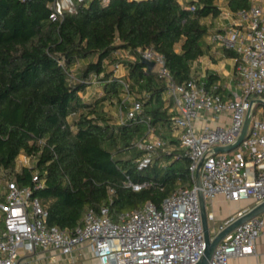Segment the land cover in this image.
Here are the masks:
<instances>
[{
    "label": "trees",
    "instance_id": "trees-1",
    "mask_svg": "<svg viewBox=\"0 0 264 264\" xmlns=\"http://www.w3.org/2000/svg\"><path fill=\"white\" fill-rule=\"evenodd\" d=\"M74 1L76 11L53 20L55 0H0V170L32 189L46 206L47 225L69 231L89 208L107 205L115 220L149 202L161 206L179 187L193 185L190 160L180 140L170 135L175 112L164 98L166 82L148 71L137 51L162 54L173 80L183 83L206 51L209 31L203 19L220 13L218 0L184 6L178 0ZM228 5L238 13L249 1L228 0ZM117 49L135 56L122 64L131 94L143 105L138 119L124 124L112 123L104 111V103L114 99L124 111L129 106L105 64L114 62ZM77 61L84 65L72 79ZM92 73L103 83V96L86 100L81 94L94 85ZM203 82L209 90L214 80L209 76ZM142 118L149 119L165 149L139 170L142 152L136 143L148 133ZM21 155L35 164L18 168ZM129 181L145 186L134 191Z\"/></svg>",
    "mask_w": 264,
    "mask_h": 264
},
{
    "label": "built area",
    "instance_id": "built-area-1",
    "mask_svg": "<svg viewBox=\"0 0 264 264\" xmlns=\"http://www.w3.org/2000/svg\"><path fill=\"white\" fill-rule=\"evenodd\" d=\"M248 1L249 7L236 14L233 24L210 35L212 43L235 54L241 94L225 99L206 90L201 80L192 75L187 81L176 83L162 54L153 49L137 51L141 61L155 62L154 69L166 82V94L175 112L174 125L183 131L180 140L190 160L193 185L179 187L161 206L149 202L141 209L118 214L115 220L107 205L89 208L82 223L69 231L47 225L46 206L32 196V189L6 179L4 191H0L4 198L0 202V264H21L23 254L37 249L70 255L83 244L92 247L100 264H196L205 251L196 184L198 170L207 203L219 196L230 202L252 200V208L264 203V117L254 114L257 100H264V0ZM190 10L195 11V6ZM74 11V0H55L51 19L63 18L66 12ZM112 58L113 63L106 60L105 64L114 73L123 69L122 61L135 60V56L123 49L115 50ZM80 67L81 61L73 65L72 79ZM117 79L124 91V102L129 103L120 124L137 120L143 111L142 102L131 94V83L125 76ZM89 80L97 84L98 75L90 74ZM249 111L252 118L240 146L228 153H216V147L230 146L237 141ZM202 112L229 113L231 122L228 126L206 127L198 134L195 124ZM140 122L148 127L147 136L136 143L142 152L136 165L143 170L152 164L157 150L165 149V142L149 119L142 118ZM127 186L139 191L145 185L129 181ZM208 214L213 224L210 226L212 238L239 216L215 227L214 213L208 211ZM261 234H264V213L226 236L216 247L209 264H230L233 258L254 255Z\"/></svg>",
    "mask_w": 264,
    "mask_h": 264
},
{
    "label": "crops",
    "instance_id": "crops-1",
    "mask_svg": "<svg viewBox=\"0 0 264 264\" xmlns=\"http://www.w3.org/2000/svg\"><path fill=\"white\" fill-rule=\"evenodd\" d=\"M190 1L192 0H178V2L183 6ZM216 5L219 7L220 13L214 17L208 16L202 21L209 31V34L204 40L206 51L202 57L192 63L191 75L200 79L203 85V80L212 76L214 83L211 87H209L208 91L220 94L225 99H228L233 97L235 93L241 94L239 87L240 78L237 71V60L235 56L228 55L226 49L212 43L210 41V35L214 32L222 31L229 25L233 24L237 18V13L230 9L228 0H218ZM128 60L131 59L129 58ZM83 65L84 61L81 62V66ZM108 67L111 69L110 66ZM153 71L156 70L154 69ZM114 75L115 77L125 76L126 71L125 69H122L118 73H114ZM100 84L101 83H97V85ZM95 85L96 84L93 86ZM83 95L81 94V96ZM164 98L166 101L170 102L166 93ZM105 111L107 112V110ZM255 111L257 116L264 117V109L261 106V103L258 104ZM230 122L231 115L229 113L212 114L209 112H202L200 118L195 124V130L196 133L199 134L206 127L215 128L217 126H228ZM182 133V130L175 129L170 133V135L173 139L180 140ZM217 198V200L215 199L216 201H220V203L225 205V210L221 211L220 215L218 211L212 208L213 202H208L207 204L208 207L212 208L210 212L214 213L215 219L218 220L220 224L250 210L254 205L252 200L230 202L226 201L222 196ZM20 259L22 262L21 264H100L89 244L79 246L70 255H63L54 250L37 249L33 253L23 254ZM230 264H264V234H261L256 241V252L254 255L242 258H233L231 259Z\"/></svg>",
    "mask_w": 264,
    "mask_h": 264
},
{
    "label": "water",
    "instance_id": "water-1",
    "mask_svg": "<svg viewBox=\"0 0 264 264\" xmlns=\"http://www.w3.org/2000/svg\"><path fill=\"white\" fill-rule=\"evenodd\" d=\"M142 63L147 67L149 72H152L155 68V62L153 61H148L143 59ZM258 103L264 104V100H257ZM252 118V113L249 111L247 113L244 126L242 129L241 134L239 135L237 141L230 145V146H224V147H216L215 152L220 153V152H231L235 149H237L242 141L244 140L248 127L250 124ZM196 184L197 187L199 188L198 194H199V201H200V207H201V215H202V224H203V230H204V238H205V251L204 255L201 258V260L196 263V264H209V261L211 260L214 251L218 244L229 234H231L238 226L241 224L249 221L250 219L261 215L264 213V203L252 208L251 210H248L242 214H240L237 218L234 219L232 223H230L225 229L220 231L215 237L212 238L210 234V225H209V214H208V207H207V202L204 198L203 192L201 190L202 182H201V174L200 170L197 171L196 173Z\"/></svg>",
    "mask_w": 264,
    "mask_h": 264
},
{
    "label": "rangeland",
    "instance_id": "rangeland-1",
    "mask_svg": "<svg viewBox=\"0 0 264 264\" xmlns=\"http://www.w3.org/2000/svg\"><path fill=\"white\" fill-rule=\"evenodd\" d=\"M128 59V58H127ZM75 73H78L77 71ZM103 83H101L100 85H95V86H90V88L87 89L86 94L83 95L84 99H91V97H101L103 96ZM124 94H122V97ZM126 104L128 105L129 103L126 102ZM107 110V112L105 111ZM104 111L107 113V117L111 119V122L114 124H120L122 119H125V111L123 109H121V104L120 102H118L117 99H114L112 101H106L104 103ZM35 164V161L25 155H21L18 160H17V167L20 168L23 165H33ZM8 178V176L6 175L5 172H2L0 170V191H4V185H5V181ZM218 199V198H217ZM216 199V200H217ZM214 200L212 203V208L216 211L220 212L225 210V205H223L222 203H220V201H216ZM211 207H208V211L212 210ZM210 226L212 227V221L209 222ZM215 227H218L220 225V222L218 220H216L215 222Z\"/></svg>",
    "mask_w": 264,
    "mask_h": 264
}]
</instances>
